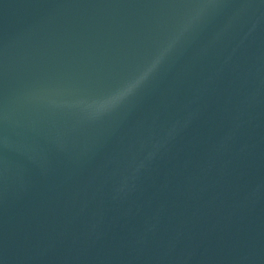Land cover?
<instances>
[{
  "label": "water",
  "instance_id": "water-1",
  "mask_svg": "<svg viewBox=\"0 0 264 264\" xmlns=\"http://www.w3.org/2000/svg\"><path fill=\"white\" fill-rule=\"evenodd\" d=\"M99 0H0V113Z\"/></svg>",
  "mask_w": 264,
  "mask_h": 264
},
{
  "label": "clouds",
  "instance_id": "clouds-1",
  "mask_svg": "<svg viewBox=\"0 0 264 264\" xmlns=\"http://www.w3.org/2000/svg\"><path fill=\"white\" fill-rule=\"evenodd\" d=\"M187 26L182 29L181 33L174 36L166 44H164L156 54L133 76L125 80L121 85L111 91L109 94L98 100V104L102 105V111L99 115H106L115 111L122 105H124L130 98L136 95V93L158 72L165 59L172 52L176 46L180 35L186 30ZM175 126L169 132L171 136L175 132ZM157 145L156 147H159ZM152 155L151 153L149 154Z\"/></svg>",
  "mask_w": 264,
  "mask_h": 264
}]
</instances>
